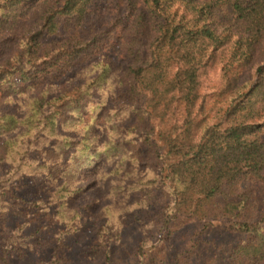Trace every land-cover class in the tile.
Returning <instances> with one entry per match:
<instances>
[{"label":"trees","instance_id":"1","mask_svg":"<svg viewBox=\"0 0 264 264\" xmlns=\"http://www.w3.org/2000/svg\"><path fill=\"white\" fill-rule=\"evenodd\" d=\"M90 3L0 0V104L30 91L20 118L0 109L4 159L41 181L29 196L0 185V211L18 219L11 245L25 226L61 242L78 223L80 183L102 172L112 194L126 183L144 192L140 203H161L157 255L185 225L203 223L174 264L210 241V227L236 239L230 264H264V0H125L124 22L87 30ZM220 10L230 21L219 23ZM111 39L127 64L102 56L84 69L88 81L52 85ZM57 257L42 264H68Z\"/></svg>","mask_w":264,"mask_h":264},{"label":"rangeland","instance_id":"2","mask_svg":"<svg viewBox=\"0 0 264 264\" xmlns=\"http://www.w3.org/2000/svg\"><path fill=\"white\" fill-rule=\"evenodd\" d=\"M125 0H91L84 21L87 30L93 27H106L118 16L124 22ZM230 13L219 11L217 20L219 23L230 21ZM228 25V24H225ZM104 56L113 63L123 65L129 62V57L123 52L120 41L111 39L108 43L99 45L95 54L86 62L68 71L65 75L53 79L52 85L79 84L88 81L84 69L98 58ZM259 58L248 72L241 76V82L253 76L256 67L261 64ZM209 84H215L218 79V70L211 71ZM50 80L47 79V82ZM209 84L208 87H211ZM25 94L14 93L10 96L12 102L0 104L2 111H10L20 118L25 112V99L29 97L30 91ZM94 105V104H93ZM104 119V118H103ZM19 129V127H17ZM16 129V131H18ZM105 128H96L97 140L101 142L107 137ZM82 131V129H80ZM7 136H0V185L8 188L15 187L22 194L32 193L34 188L41 184L36 177H32L29 167L23 166L20 170L14 166L15 163L5 161V146L3 144ZM95 143V142H93ZM98 159V157H96ZM102 161V159H101ZM103 170L110 166L103 160ZM105 169V170H104ZM102 172L93 176H87L81 185L85 186L84 192L75 206L78 207V219L76 229L62 233L61 242L51 235L40 234L29 236L30 227H26L21 233L23 238L14 240V244L8 240V236L18 219L8 217L0 211V254L6 251L4 259L0 264H42L50 262L54 257H64L68 264H174L175 258L179 259L189 247V239L193 232L201 227L203 223H190L185 225L179 233L172 235L161 254L157 255L154 245L166 242L162 237L165 232L160 230L158 219L161 203L151 200L150 205L140 203L139 194L144 192L130 191L128 184L124 183L122 188L125 194H112V186L116 184L113 177L102 179ZM140 203V204H139ZM31 202L25 203L29 206ZM89 204L87 209L82 206ZM74 205V204H73ZM10 206L5 204V207ZM110 206L121 211L110 216H103V208ZM0 203V210L5 208ZM27 209V208H26ZM29 212L33 207L28 208ZM31 209V210H30ZM23 210V208H18ZM106 211V210H105ZM28 219V215L23 221ZM217 220L212 221L216 223ZM46 223V222H45ZM44 224V223H42ZM54 228L51 226L50 228ZM13 231V230H12ZM10 232V233H9ZM103 232L105 235H103ZM7 239V242H6ZM203 239L209 242L199 244L198 252L190 255L181 264H230L229 251L236 239L234 236L219 232L215 227L205 229ZM56 254L57 256H54ZM2 255V254H1ZM0 255V256H1Z\"/></svg>","mask_w":264,"mask_h":264}]
</instances>
